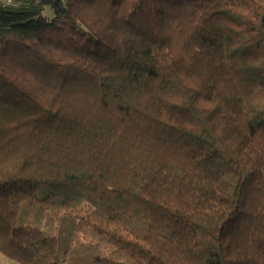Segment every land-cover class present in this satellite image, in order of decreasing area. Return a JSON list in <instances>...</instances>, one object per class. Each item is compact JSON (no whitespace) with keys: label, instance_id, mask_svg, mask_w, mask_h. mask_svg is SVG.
<instances>
[{"label":"trees","instance_id":"obj_1","mask_svg":"<svg viewBox=\"0 0 264 264\" xmlns=\"http://www.w3.org/2000/svg\"><path fill=\"white\" fill-rule=\"evenodd\" d=\"M0 252L264 264V0H0Z\"/></svg>","mask_w":264,"mask_h":264},{"label":"rangeland","instance_id":"obj_2","mask_svg":"<svg viewBox=\"0 0 264 264\" xmlns=\"http://www.w3.org/2000/svg\"><path fill=\"white\" fill-rule=\"evenodd\" d=\"M74 211V210H73ZM83 212V211H82ZM78 213V210L75 211ZM0 264H18L12 260L7 259L1 252H0Z\"/></svg>","mask_w":264,"mask_h":264}]
</instances>
